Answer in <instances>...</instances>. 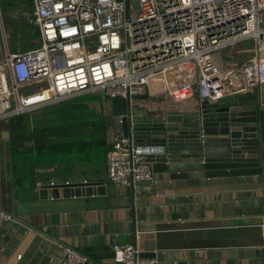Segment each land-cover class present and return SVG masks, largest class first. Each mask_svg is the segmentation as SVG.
I'll list each match as a JSON object with an SVG mask.
<instances>
[{
	"label": "built area",
	"instance_id": "2783aa9c",
	"mask_svg": "<svg viewBox=\"0 0 264 264\" xmlns=\"http://www.w3.org/2000/svg\"><path fill=\"white\" fill-rule=\"evenodd\" d=\"M32 2L27 21L38 27L40 42L0 56V120L88 92L133 105L132 97L148 94L159 76L164 85L154 95L175 103L194 91L200 101H218L264 86V0ZM245 40L255 42L245 61L216 65L214 53ZM106 169V181L114 184L153 180L150 162L130 136L114 138ZM7 223L20 224L0 208V227ZM113 250L118 264H158L137 244L115 243ZM89 262L74 248L64 251V264Z\"/></svg>",
	"mask_w": 264,
	"mask_h": 264
},
{
	"label": "crops",
	"instance_id": "0c3cea01",
	"mask_svg": "<svg viewBox=\"0 0 264 264\" xmlns=\"http://www.w3.org/2000/svg\"><path fill=\"white\" fill-rule=\"evenodd\" d=\"M30 6L29 0L0 1L1 57L39 44L40 39L31 38L32 26L27 21ZM9 20H23L25 26L26 36L15 47L9 41L12 30L6 29ZM250 55L249 51L244 57H234L222 67L239 65ZM257 90L264 105V86H256ZM195 99L196 91L184 103L192 104ZM160 102L174 103L152 94L149 99H136L133 105L146 114L153 108L151 104ZM96 108L109 116L112 100L105 98ZM261 110L263 118L256 134L258 155L251 160L191 166L150 162L153 180L148 185L108 182L105 194L68 201L39 200L37 185L52 176L106 174L105 160L40 166L26 180H20L15 175L9 139L0 138V205L10 213L15 208L22 220L16 218L20 224L0 227V264H64L68 247L89 257L87 264H118L114 261L115 243L137 244L144 253L156 255L158 264H264V258L257 257L248 246L259 239L264 243V108ZM8 128L9 120L1 119L0 133ZM115 137V128L109 125L111 145ZM177 226L225 228L228 232L225 237L213 230L210 238L199 234L185 241L183 232L174 230ZM159 228L170 230L162 231L161 246L157 247L144 234Z\"/></svg>",
	"mask_w": 264,
	"mask_h": 264
},
{
	"label": "water",
	"instance_id": "95a60500",
	"mask_svg": "<svg viewBox=\"0 0 264 264\" xmlns=\"http://www.w3.org/2000/svg\"><path fill=\"white\" fill-rule=\"evenodd\" d=\"M163 85L162 77L152 78L149 93L132 98L149 99L150 95L157 94ZM255 88L251 91L252 94L227 95L218 101H200L196 98L192 104L175 102H160L156 103V106L151 104L153 108L147 110L146 114L140 113V109L128 100L114 99L112 113L106 116V123L115 128L117 137L122 135L134 137L140 152L149 162L185 163L191 166L214 161H248L253 158L252 156L258 155L259 140L256 134L263 118L261 95L259 90L255 92ZM9 136L10 128L0 133V138L9 139ZM261 152L263 156V149ZM150 183L151 181L143 180L138 184ZM107 184L105 173L93 176L85 174L52 176L37 185L38 199L68 201L71 198L105 194ZM11 214L21 220L15 208ZM167 230L170 229L159 228L156 231H149L144 237L152 239L158 247L162 241L160 234ZM174 230L182 231L185 241L198 238L196 235L199 234L203 238H210L209 234L213 230L223 233V236L225 234L227 236L228 232L224 231L225 228L209 229L206 226L196 228L177 226ZM188 243H183L182 246ZM248 246L251 251L255 250L254 254L257 257L264 258V243L261 239ZM144 255L156 256L152 253Z\"/></svg>",
	"mask_w": 264,
	"mask_h": 264
},
{
	"label": "trees",
	"instance_id": "16d2710c",
	"mask_svg": "<svg viewBox=\"0 0 264 264\" xmlns=\"http://www.w3.org/2000/svg\"><path fill=\"white\" fill-rule=\"evenodd\" d=\"M104 100L88 92L11 117L9 143L17 179L26 180L37 167L53 163L106 161L109 125L96 108Z\"/></svg>",
	"mask_w": 264,
	"mask_h": 264
},
{
	"label": "rangeland",
	"instance_id": "374dc122",
	"mask_svg": "<svg viewBox=\"0 0 264 264\" xmlns=\"http://www.w3.org/2000/svg\"><path fill=\"white\" fill-rule=\"evenodd\" d=\"M29 1L31 6L29 7V9H27V11L30 12V15H33L34 14L33 2L32 0ZM261 19H262L261 25L264 26V11L262 12ZM7 24L8 25L10 24L9 27H6L7 31L9 30V28L12 30V34L11 36H9V41L11 45L15 47L19 42L22 43L24 36H26L24 22L22 20L21 22L17 23V21L15 20L13 21L9 20ZM31 26L32 27H30V32H31L32 40L35 39L39 40L40 34L38 31V27L33 25ZM1 33H2V28H1V20H0V35ZM1 36L0 39H2L3 42L4 38L3 36L2 37ZM254 45H255L254 40H245L239 42L236 45H231L222 50H219L218 52L214 53L213 58L215 60L216 65L222 67L223 62L226 63L228 61H231L232 59H234V57H244L249 51L252 52Z\"/></svg>",
	"mask_w": 264,
	"mask_h": 264
}]
</instances>
